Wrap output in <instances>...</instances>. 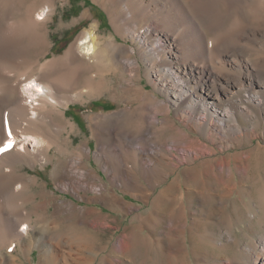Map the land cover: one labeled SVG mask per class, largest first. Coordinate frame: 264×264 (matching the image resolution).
<instances>
[{
	"label": "rangeland",
	"instance_id": "rangeland-1",
	"mask_svg": "<svg viewBox=\"0 0 264 264\" xmlns=\"http://www.w3.org/2000/svg\"><path fill=\"white\" fill-rule=\"evenodd\" d=\"M184 1L197 19H202L199 22L202 23L208 39L215 38L212 40H219L220 47L227 48V45L234 41L239 42L241 38L240 42L245 41L246 47L252 46L246 48L247 52L241 51V57L247 61L261 59L264 65V2L261 13H258L260 0ZM204 4L210 6L208 12L203 10ZM47 6L51 8L47 19L37 21V14ZM127 6L134 13L133 17L127 15ZM152 12L151 10L150 15L145 14L139 0H0V64L3 65L0 67L4 69L0 73V83L20 84L21 96L28 97L23 89L25 80L37 77L50 86L51 90L54 88V97L59 102L55 108L48 107L50 105L47 104V107L39 109L41 120L38 119L36 123L32 121L29 126L26 124V131L42 136L45 145L50 146L48 148L51 156H55V152L63 148L66 141H69L75 153L84 152L83 146L86 145L89 149L84 152L86 164L97 172V175L89 176L85 168L74 167L69 174L56 177L53 161L37 162L32 154L17 158L4 165L3 170L7 172L8 167H13L15 177L18 178L16 185L25 184V190L18 197L19 202L31 212L34 224L39 225L44 224L49 217L51 222L54 214L58 220V228L62 227L61 219L70 217L74 227L76 225L79 229L82 227V230L90 232L91 227L88 228V224L84 223L89 216L88 211H102L114 219L105 232L100 234L98 248L95 250L98 256L84 260L81 251L86 250L83 248H70L69 243L64 246L57 245L56 256L60 259L59 264L69 259V251L80 258L76 261L73 258L70 264H102L101 257L109 255L114 245L124 242L131 224L138 222L134 219L136 214L147 216L157 210V199L172 196L165 190L173 181H181V190L185 194L197 187L194 182L186 180L184 171L187 167L201 162L204 155H198L194 149L186 152L179 149L174 156L167 155L172 142H165V137H160L159 128L156 126V123L166 121V117L172 118L184 134L191 135L190 138H200L217 150V154L210 155L207 152L205 157L230 154L233 156L232 165L236 168V177L228 181V193L223 192V186L212 191L217 203L213 209L208 204L203 205L206 201L200 197H196L191 203L185 201V204H189L186 210L189 228L184 245L188 255L184 264H233L234 259L241 262L248 258L247 246L260 237L264 238V122L257 128L256 136L239 137L237 134H229L231 137L240 138L242 143L222 151L205 134V128L196 127L197 120L178 117L176 111L184 109L183 106L176 104L162 89L157 76V73L165 72L162 60L169 56L163 50L167 46L166 42H158L160 58L153 57L148 50L143 52V40L132 33L134 29L143 31L148 23H154ZM113 18L120 25L119 32L113 24ZM93 25L99 36L109 37L118 45L134 47L135 51L129 52L123 48L119 57L112 56L108 59L105 56V43L101 41L95 54L84 53L77 43L85 32L92 30ZM184 32L185 27L181 26L178 34ZM129 57L138 60L134 73L132 69L125 67V61ZM17 77H21L22 84ZM131 88L134 92L137 89L136 92L142 90V93L154 95L153 98L166 109L158 116L154 113L147 114V123L144 125L139 119L142 114V100L139 95L134 101L129 92H126ZM16 98L15 93L4 97L6 101L0 97V120L3 119L2 131L5 136L0 145L10 139L6 136V118L9 114L7 107ZM116 113H121L122 118L117 117ZM253 120L240 117V122L247 128L253 125ZM143 139L147 141L148 147ZM30 142L28 141V151L33 152V143ZM103 142L108 145V150L101 149ZM160 145L166 147L161 153V161L169 163L172 159L171 166L158 167L146 157V152L157 150L162 147ZM109 149L118 156L110 161L117 168L116 180L110 171L112 167H107L106 161L100 158L103 151L108 157H112ZM238 152H243L244 161L234 157ZM33 177L36 179L35 183L31 180ZM74 181L78 184H74ZM100 184L104 186L103 190H99ZM192 184H195L194 187ZM114 195L126 201L120 204L114 201ZM110 201L117 208L111 207ZM68 202L79 206V210L70 211ZM5 210L2 214L16 212L15 208L5 207ZM79 217H82V222ZM37 218H41V221L34 220ZM225 219L229 220L226 225L231 227L234 237L240 240L242 249H235V245L230 242ZM139 231L147 233L150 229L146 227ZM3 242L0 241V264H43L41 248L37 242L26 245L27 247L24 243H16L17 248L15 241L7 239ZM222 243L225 248L221 246ZM29 247L32 249L30 252L27 251ZM128 255L119 253L112 258L116 264H135V257Z\"/></svg>",
	"mask_w": 264,
	"mask_h": 264
},
{
	"label": "bare ground",
	"instance_id": "bare-ground-1",
	"mask_svg": "<svg viewBox=\"0 0 264 264\" xmlns=\"http://www.w3.org/2000/svg\"><path fill=\"white\" fill-rule=\"evenodd\" d=\"M262 2H264V0L259 1V6L257 8L259 10L258 13H261V6H263ZM139 3H142L145 14H149L151 10L153 11L151 16L154 17V23H148L143 31L133 28L134 30H132V33L136 38L143 40L145 47L143 52L145 53L148 50L150 56L153 57H159L158 42H166L167 46H165L163 50L168 52L169 56L162 60L165 66V72L157 73V76L158 82L162 84V89L168 93L171 99H174L176 104L183 106L184 109L176 111L178 117L185 120H197L198 123L195 122L196 127L199 129L205 128V134L211 138L222 151L236 147L242 143L240 138L231 137L229 134H237L239 137L258 135L257 128L264 122L263 60L247 61L240 55L241 51H246L248 49L247 47L252 48V46L246 47L244 44L245 41L243 43L240 42V38L239 42L234 41L230 43L229 46L227 45V48H222L220 47L221 44L219 40H212L215 38L208 39L205 30H203L202 23L199 22L202 19H197L184 0H139ZM127 9V15L129 14L131 15L130 17H133L134 13L131 11V8L127 6ZM203 10L208 12L210 6L204 4ZM203 10L201 12H203ZM49 11H51L50 6L43 8L37 14L36 20H46ZM33 23L35 24V22ZM113 24L119 32L118 29L120 25L114 18ZM181 26L185 27V32L179 35L178 30ZM120 35L123 36L122 33H120ZM101 41L105 43V56H107L108 59H111L112 56L114 58L117 56L119 57L120 51L123 48L129 52L135 51L134 47L128 48V46L118 45L109 37L99 36L94 25L91 31L85 32L80 37L77 45L82 48L84 53L95 54ZM248 51L250 52V50ZM125 63V67L132 69L134 73L135 65L138 63V60L129 57ZM1 65L2 64H0V66ZM1 67L0 73L4 70ZM17 78L18 82L22 84L23 81H21V77ZM19 85L0 83V97L3 101H6L4 97L14 93L17 94L16 101L12 102V104H9L7 107L9 114L6 118L8 131V133L6 132V136L10 139H7V142H2L0 145V232H2L0 241L3 240V243H5L7 239H9V241H15V248H17V244L20 243H24L26 246L37 242L41 248L43 264H59L60 259L56 256V251L58 249L57 245L64 246L68 243L70 244V248L74 246L86 250L87 253L86 251H81L84 255L82 259L90 260L98 256L95 250L98 248L100 234L105 232L106 227L114 221L111 215L103 213L102 211H88L89 216L85 219L84 223L88 224V228L91 227L92 231L89 230L90 232H88L86 225V227L84 226L83 228H86L87 231L82 230V227L79 229L76 225L74 227L70 217L61 219L62 227L58 228V220H56L54 214L51 222L49 217L47 221H44L45 219L43 220L44 224L42 225L34 224L31 212L24 208L23 204L20 203L18 199L25 190V184L18 183V185H16L18 178L15 177L13 167H8L9 172L3 170V166L8 162L32 154L35 159L34 161L42 163L53 161L55 164L54 173L56 177L69 174L74 167L85 168V172L89 176L97 175L94 168L86 164V154L84 152L89 150L86 145L83 146L84 152L75 153L70 147L69 141H66L63 148L58 149L57 152H55V156H51L48 148L50 146L47 147L45 145L46 142H44L45 140H43L42 136L40 137L26 131L27 125L29 126L32 121H34V123L38 121L40 117L39 109L47 107V104L50 105L48 107L55 108L59 102L56 97H54L56 96L54 88L51 90L50 86L45 85L37 77H31L25 80L23 89L28 97L21 96ZM136 91L137 89L135 92ZM126 92H129L134 101L135 98L140 95L142 100V103H140V111L142 114H139V119L142 120L144 125L147 123V114L154 113L158 116L166 109V107L153 98L154 95L142 93V90L135 93L133 88ZM46 98L47 100H45ZM25 100L27 101L26 103L24 102ZM44 111L47 112L46 110ZM115 115L117 117L122 116L121 113H116ZM242 116L250 120L254 119V123L252 121L253 125L248 128L243 126L240 122V117ZM171 119L170 117H166V121L163 120L161 124H155L159 128L160 137H165V142L166 140L172 142L171 150H167V155L171 154L174 156V153L179 149L184 152L190 151L189 149H194L198 155H204L201 162L187 167L184 171L186 180L188 182H194L197 186L196 188L199 189H190L187 194H185L184 191H182L183 189L181 190V181H173L165 190L172 196L170 198L165 196L157 199L155 203V208L157 210H154L149 215L143 216L142 214H136L134 219H137L138 222H133L131 224L129 232L125 234L124 242L119 245H114L109 255L101 257L102 264H116L112 257L119 253L133 255L135 257V264L137 262L141 264H184L185 258L188 255V250L185 249L186 246L184 245L187 242L186 232L189 228V217L186 212L189 204H185V201L188 200L187 202L191 203L196 197H200L206 201V203H202L203 205L208 204V206L213 209L217 203L215 202L214 193H212V191L219 186H223V192H229V189H227L229 186L228 181L236 177V168L232 165L233 156L229 154L228 156L205 157L207 156V152L210 153V155L217 154V150L200 138H190L191 135L184 134ZM0 123V125H2V128H0V141H2L5 137L4 131H2L3 119L0 120ZM22 124L27 125L23 126ZM20 133L23 135V138ZM143 140L146 145L147 141H145V139ZM28 141L33 143V152H29ZM101 145V149L108 150V145H106L105 142ZM160 146L162 147H159L157 150L153 149V151H148L150 153L146 152V157L158 167H160V165L163 167L165 165L171 166L172 159L169 163H163L161 161V153L166 150V147L164 145ZM73 152L75 153L74 155H72ZM109 152H111L112 157H108L103 151V153L100 154V158L106 161L107 167H112L110 171L114 174V179L116 180L118 179V175L115 172L117 168L113 166L110 161L112 158H117L118 156L115 151L109 149ZM248 156L249 155H247V157ZM234 157L242 161L245 159L243 157V152L235 153ZM31 180L34 183L36 182L35 177ZM77 181H74V184H78ZM84 181L85 180H83V182ZM80 187L81 186H78V188ZM96 189L98 190V188ZM103 189L104 186L101 185L99 190ZM41 192L45 193L44 190H41ZM53 198L56 199L55 197ZM113 199L120 204H122V201H126L125 199H120L118 195H114ZM62 202L64 203V201ZM109 204H111V207L117 208V205L113 204V201H110ZM5 207L15 208L16 212L6 215L2 214L6 211ZM67 207L70 211L79 210V206L72 202H68ZM163 210L165 212H163ZM81 218L79 220L82 222ZM134 219H132V221H134ZM34 220L40 222L41 218ZM228 222L229 220H224L225 228L227 229L226 232L230 234V242L235 245V249H242L240 240L238 241L237 238L234 237L230 229L231 227L226 225ZM146 227L150 229L147 233L139 231ZM137 229L139 230L136 231ZM209 236L211 237V235ZM221 246L225 248L224 243H222ZM31 250V247L27 248L28 252ZM246 250L248 252L247 259H243L241 262L234 259L235 262L233 261L232 263L264 264L263 237L252 242L251 245L247 246ZM67 255L69 259L67 258L68 260L66 259L64 263L60 264H70L69 262L73 260V258H75V261L80 259L75 256L76 254H74V252L69 251ZM8 257L10 258L9 254ZM14 264L16 263L14 262Z\"/></svg>",
	"mask_w": 264,
	"mask_h": 264
},
{
	"label": "trees",
	"instance_id": "trees-1",
	"mask_svg": "<svg viewBox=\"0 0 264 264\" xmlns=\"http://www.w3.org/2000/svg\"><path fill=\"white\" fill-rule=\"evenodd\" d=\"M99 101H96V103H98Z\"/></svg>",
	"mask_w": 264,
	"mask_h": 264
}]
</instances>
